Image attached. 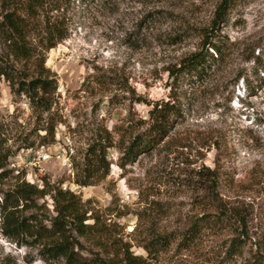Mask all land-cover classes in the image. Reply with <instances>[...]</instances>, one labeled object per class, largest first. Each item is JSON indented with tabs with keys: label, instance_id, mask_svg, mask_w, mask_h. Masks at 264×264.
<instances>
[{
	"label": "rangeland",
	"instance_id": "374dc122",
	"mask_svg": "<svg viewBox=\"0 0 264 264\" xmlns=\"http://www.w3.org/2000/svg\"><path fill=\"white\" fill-rule=\"evenodd\" d=\"M219 3L56 0L60 9L50 16L67 38L45 51L35 37L41 24L26 27L25 42L36 57L16 64L40 67L44 60L54 82L49 93L32 106L0 82V136L9 169L36 186L46 182L76 195L80 209L111 232L107 242L127 243L144 264L264 260V0H236L217 26L221 58L204 76L195 80L177 72L183 58L200 50ZM6 46L0 33L4 54ZM245 77L258 86L255 94L247 95ZM169 99L181 110L170 141L185 147H161L124 168L118 166L119 152L109 148V172L81 184L92 143L104 142L108 133L114 138L112 127L121 121L140 125L152 103ZM218 151L225 158L216 183L205 184L201 178L214 169ZM212 195L222 212L200 207L198 198ZM45 201L53 215L52 201ZM204 216L210 223L183 243L184 232ZM164 235L167 245L145 250ZM233 239L243 243L236 251ZM80 241L84 252L101 253L96 238ZM0 264L62 262L46 261L37 248L17 247L0 233Z\"/></svg>",
	"mask_w": 264,
	"mask_h": 264
},
{
	"label": "trees",
	"instance_id": "16d2710c",
	"mask_svg": "<svg viewBox=\"0 0 264 264\" xmlns=\"http://www.w3.org/2000/svg\"><path fill=\"white\" fill-rule=\"evenodd\" d=\"M55 3L56 0H0V33L5 35L7 45L6 54L0 50V82L2 80L6 82L14 94L25 95L32 106L49 93L48 88H51L54 82L49 79L47 70L43 67L44 60L40 61L41 69L32 64L31 69H20L16 64L30 63L36 57L33 49L25 42L26 27L34 28L41 24L42 29L37 31L35 37L44 44L42 47L45 51L55 48L56 44L67 38V30L64 26L50 16L51 12L60 9ZM235 3L236 0H220L212 28L202 35L200 50L179 62L180 67L177 71L179 75L199 80L221 58L223 48L217 38V26L226 18ZM242 82L246 84L245 91L248 96L255 94L258 86H254L247 77L243 78ZM151 106L148 118L140 125L133 120L121 121L112 127L114 138L108 133V138L104 142L100 139L99 142L92 143L88 147L91 166L85 168L86 175L81 181L82 185L98 181L109 172L111 164L107 159L109 148H115L119 152L118 166L124 168L126 165L134 164L140 155L161 147L171 148L176 145L185 147L180 141L174 142L173 139L170 141L172 124L181 117L179 105L169 99L154 102ZM143 125L145 128L140 131ZM8 158L9 153L3 151L0 136V233L17 247L37 248L42 259L47 261L52 258L62 264L145 263L144 258L134 256L129 251L130 247L127 243L112 241L108 243L107 241L112 237L111 232L102 226L103 230H101L99 220L88 217L86 212L80 209L76 195L51 187L46 182L39 187L25 181L24 173L19 172L14 175V171L9 169ZM224 158L223 153L218 151L213 160L214 169H207L201 181L214 185L218 177L219 165ZM11 181H13L12 185L5 187ZM46 197L52 201L53 215L49 212ZM198 199L200 207L205 208V211L222 212L221 205L216 202L214 195ZM88 220H93V223L87 224ZM200 221V225L195 223L184 232L183 243H191L204 225L210 223V219H205V216ZM95 232H99V236ZM89 237L96 238L101 248L100 254L84 252L80 239ZM167 238L168 236L165 235L153 238L149 245L145 246V250L150 253L151 249L167 245ZM242 245L239 239L232 240L231 247L235 249L234 251ZM252 264H264V260L255 256Z\"/></svg>",
	"mask_w": 264,
	"mask_h": 264
}]
</instances>
